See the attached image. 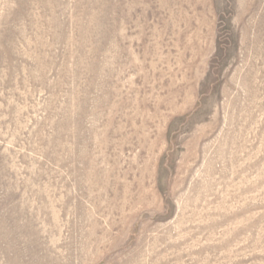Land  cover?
<instances>
[{
    "label": "rangeland",
    "instance_id": "obj_1",
    "mask_svg": "<svg viewBox=\"0 0 264 264\" xmlns=\"http://www.w3.org/2000/svg\"><path fill=\"white\" fill-rule=\"evenodd\" d=\"M0 264H264V0H0Z\"/></svg>",
    "mask_w": 264,
    "mask_h": 264
}]
</instances>
